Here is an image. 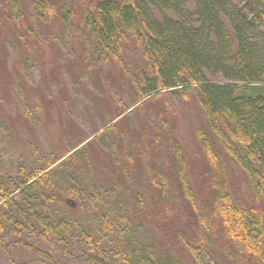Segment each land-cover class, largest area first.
Returning <instances> with one entry per match:
<instances>
[{
    "label": "trees",
    "instance_id": "16d2710c",
    "mask_svg": "<svg viewBox=\"0 0 264 264\" xmlns=\"http://www.w3.org/2000/svg\"><path fill=\"white\" fill-rule=\"evenodd\" d=\"M32 6L44 16L56 11L49 0H32ZM6 8L9 20L22 25L17 0H7ZM70 13L62 3L64 22ZM261 22L264 0H102L90 5L84 16L87 57L121 64L124 46L133 42L138 47L144 66L130 77L133 104L155 95L194 94L207 126L197 137L201 152L214 169L218 168L216 148L240 167L255 199L252 205L238 203L219 175L210 209L200 215L177 155L172 188L177 185L196 211L200 230L188 240L180 235L174 244L150 237L153 229L165 235L162 229L167 232L169 224L185 216L170 203V186L162 181L164 176L151 174L146 189L143 182L131 185L130 190L117 184L104 187L86 177L92 173L88 163L75 166L79 172L85 170L84 176L69 171L70 161L78 162L81 156L79 152L73 155L80 142L52 158L40 154L39 160L34 162L32 157L0 174L1 261L186 264L183 253L192 264H226L211 253L213 241H218L223 254L233 257L235 264H264ZM4 150L0 145V153ZM156 185L161 191L153 194ZM67 199H75L78 206L71 207Z\"/></svg>",
    "mask_w": 264,
    "mask_h": 264
},
{
    "label": "rangeland",
    "instance_id": "374dc122",
    "mask_svg": "<svg viewBox=\"0 0 264 264\" xmlns=\"http://www.w3.org/2000/svg\"><path fill=\"white\" fill-rule=\"evenodd\" d=\"M49 1L56 11L44 16L36 13L32 0H17L23 24L16 25L9 20L7 0H0V145L5 148L0 153V174L32 157L35 162L40 154L52 158L81 142L73 154H81L79 161H70L69 171L84 176L85 170L79 172L75 166L88 163L92 173L86 177L104 187L117 184L130 190L131 185L143 182L146 189L151 174L164 176L162 181L170 186V203L185 216L169 224L167 232L162 229L165 235L153 229L149 236L173 244L180 235L188 240L200 230L196 211L177 185L172 188L177 155L200 215L210 209L219 175L238 203L250 206L255 202L245 174L231 158L216 148L218 168L214 169L201 152L197 137L207 126L194 94L150 95L133 104L130 77L144 66L135 43L124 46L121 64L87 57L85 12L102 0ZM62 3L71 11L66 23L60 14ZM260 24L264 29V22ZM155 187L153 194H158L161 187ZM67 202L78 206L75 199ZM212 247L214 257L235 264L233 257L223 254V244L213 241ZM181 255L186 264H192L188 255ZM0 264L6 263L0 259Z\"/></svg>",
    "mask_w": 264,
    "mask_h": 264
},
{
    "label": "bare ground",
    "instance_id": "6f19581e",
    "mask_svg": "<svg viewBox=\"0 0 264 264\" xmlns=\"http://www.w3.org/2000/svg\"><path fill=\"white\" fill-rule=\"evenodd\" d=\"M69 17H70V15L66 17L65 23L69 20Z\"/></svg>",
    "mask_w": 264,
    "mask_h": 264
}]
</instances>
